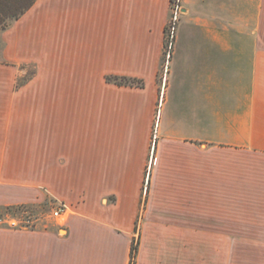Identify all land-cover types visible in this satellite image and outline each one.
Listing matches in <instances>:
<instances>
[{"label":"crops","instance_id":"obj_1","mask_svg":"<svg viewBox=\"0 0 264 264\" xmlns=\"http://www.w3.org/2000/svg\"><path fill=\"white\" fill-rule=\"evenodd\" d=\"M169 8L37 0L0 32V206H69L0 225V264H129L136 237V264H264V0H181L167 52Z\"/></svg>","mask_w":264,"mask_h":264},{"label":"rangeland","instance_id":"obj_2","mask_svg":"<svg viewBox=\"0 0 264 264\" xmlns=\"http://www.w3.org/2000/svg\"><path fill=\"white\" fill-rule=\"evenodd\" d=\"M176 0H170V8H169V15H168V19L166 22V32L164 35V42H168L169 41V37H167L168 33H169V24L171 21V14H172V7H173V2H175ZM179 4L181 7V0H179ZM178 24V22H177ZM177 24H176V28H177ZM176 33V30H175ZM3 46L2 41L0 40V58H1V48ZM166 48V47H165ZM22 68H24V71L22 72V75L24 77H22L19 80V83H21L23 81V79L28 80L29 78L32 77V75L35 72V67L31 66V65H27V66H22ZM56 206L55 201L52 200H45L43 203H39V204H35V205H28L24 211H20V210H8V211H4L1 215V223L0 225L2 226H14L15 228H20L22 227L23 224L22 220L25 218H29V225L27 226V228H44L46 226H50L56 222H58L57 220H55L52 216V209ZM11 220H15L17 222V225H10L8 222ZM61 221V220H59ZM61 233H64V230H61ZM240 252L235 255V264H241L242 263V258L240 257ZM246 262L244 261L243 264H245Z\"/></svg>","mask_w":264,"mask_h":264},{"label":"trees","instance_id":"obj_3","mask_svg":"<svg viewBox=\"0 0 264 264\" xmlns=\"http://www.w3.org/2000/svg\"><path fill=\"white\" fill-rule=\"evenodd\" d=\"M37 0H0V32L7 29L13 22L18 20ZM166 27L164 29V35ZM167 42H164L166 47ZM105 80L108 83L116 85L143 86V80L120 76L106 75ZM28 205H7L0 206V218L4 211L20 210L24 211ZM139 237L133 238L130 246L129 264H136V255L138 250Z\"/></svg>","mask_w":264,"mask_h":264},{"label":"built area","instance_id":"obj_4","mask_svg":"<svg viewBox=\"0 0 264 264\" xmlns=\"http://www.w3.org/2000/svg\"><path fill=\"white\" fill-rule=\"evenodd\" d=\"M181 12V7L179 4V0H176L175 2H173V7H172V14H171V21L169 24V33L167 35V37H169V41L167 42L166 45V51L169 52V50L171 49L172 43L174 41L175 38V30H176V24L179 18V14ZM69 211V206L65 203H58L53 209H52V213L51 216L59 221L62 220L65 215L68 213ZM1 220V219H0ZM29 218H25L22 220V227H27L29 225ZM10 225H17V222L15 220H11L8 222Z\"/></svg>","mask_w":264,"mask_h":264}]
</instances>
